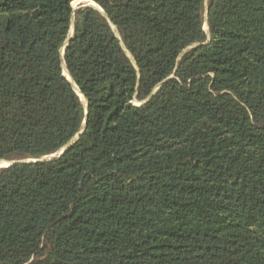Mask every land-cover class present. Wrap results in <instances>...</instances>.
Wrapping results in <instances>:
<instances>
[{
	"label": "trees",
	"instance_id": "1",
	"mask_svg": "<svg viewBox=\"0 0 264 264\" xmlns=\"http://www.w3.org/2000/svg\"><path fill=\"white\" fill-rule=\"evenodd\" d=\"M73 1L0 0V161L85 124L0 168V264H264V0Z\"/></svg>",
	"mask_w": 264,
	"mask_h": 264
},
{
	"label": "water",
	"instance_id": "2",
	"mask_svg": "<svg viewBox=\"0 0 264 264\" xmlns=\"http://www.w3.org/2000/svg\"><path fill=\"white\" fill-rule=\"evenodd\" d=\"M96 8V7H95ZM98 9V8H97ZM99 10L101 12H103V9L100 7ZM206 18L208 16V10H206V14H205ZM207 22V21H206ZM205 26V25H204ZM206 30H208V23H207V28L204 27ZM71 33V30L69 32V34ZM73 33H74V29L72 31V33L69 35V37L67 38L66 42L64 43L63 45V48H64V52L62 54L63 58H64V54H65V51H66V48H67V45L69 44L70 40L72 39L73 37ZM62 52V51H61ZM64 75L67 77V79L72 83L76 93L79 95V97L81 98L80 94L78 93V89L79 87L73 82V80L71 78H69L66 73H65V70H64ZM161 85L157 86L154 90L157 91L158 88H160ZM80 90V89H79ZM81 92V91H80ZM84 96V95H83ZM82 99V98H81ZM86 99V98H85ZM83 101V100H82ZM84 102V101H83ZM85 106L87 107L88 106V103H87V100H86V103L84 102ZM88 116V111L86 112V117ZM85 129V124L84 126L82 127V129L76 134V136L70 140V142L68 144H66L59 152L57 153H53V154H50V155H46L42 158H39V159H34V158H28V159H15V160H11V161H7V163L3 166H0V168H3V167H7V166H10L12 164H15V163H20V162H35V161H46V160H52V159H56L58 157H60L62 154H64L80 137V135L83 133Z\"/></svg>",
	"mask_w": 264,
	"mask_h": 264
},
{
	"label": "rangeland",
	"instance_id": "3",
	"mask_svg": "<svg viewBox=\"0 0 264 264\" xmlns=\"http://www.w3.org/2000/svg\"><path fill=\"white\" fill-rule=\"evenodd\" d=\"M72 5H73V7L76 9V8H78L80 5H91V6H94V7H96V8H100V6H99V4H97L94 0H74L73 2H72ZM205 26L204 27H206L207 28V22H205V24H204ZM116 30V29H115ZM71 33H72V28H71ZM70 33V34H71ZM5 161L6 160H1L0 161V166H3V165H5L6 163H5Z\"/></svg>",
	"mask_w": 264,
	"mask_h": 264
},
{
	"label": "bare ground",
	"instance_id": "4",
	"mask_svg": "<svg viewBox=\"0 0 264 264\" xmlns=\"http://www.w3.org/2000/svg\"><path fill=\"white\" fill-rule=\"evenodd\" d=\"M73 29H74V27H72V31H73ZM64 52V48H62V53ZM64 70H65V73H66V75L70 78V75H69V73H68V71H67V68H66V66H65V64H64ZM78 91V93L80 94V96H82L83 97V95L81 94V92H80V90L78 89L77 90ZM81 97V98H82ZM84 99H85V97H83ZM85 103H86V99H85ZM7 161H5V163H6Z\"/></svg>",
	"mask_w": 264,
	"mask_h": 264
}]
</instances>
